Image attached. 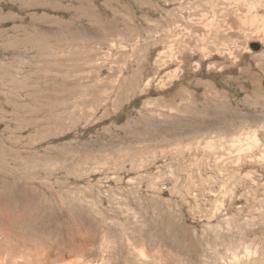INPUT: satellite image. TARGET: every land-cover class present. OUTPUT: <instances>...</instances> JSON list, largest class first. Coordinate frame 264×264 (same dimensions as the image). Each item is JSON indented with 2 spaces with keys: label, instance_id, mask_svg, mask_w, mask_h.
I'll return each mask as SVG.
<instances>
[{
  "label": "rangeland",
  "instance_id": "obj_1",
  "mask_svg": "<svg viewBox=\"0 0 264 264\" xmlns=\"http://www.w3.org/2000/svg\"><path fill=\"white\" fill-rule=\"evenodd\" d=\"M251 14L264 0H0V264L73 247L94 264H264Z\"/></svg>",
  "mask_w": 264,
  "mask_h": 264
},
{
  "label": "bare ground",
  "instance_id": "obj_2",
  "mask_svg": "<svg viewBox=\"0 0 264 264\" xmlns=\"http://www.w3.org/2000/svg\"><path fill=\"white\" fill-rule=\"evenodd\" d=\"M235 1V0H234ZM238 1V0H236ZM254 7H256L255 3L250 4V9H253ZM241 24H247L250 27L253 26L255 27V33L256 34H264V14L261 16H258L257 14H251L249 17L245 18L244 16H239ZM225 18L221 19H217L216 18H212L209 21H203L202 24L204 25V27L208 30V33L211 34L214 37V42L216 44H226V43H230L231 42V38L226 36V35H219L221 27L225 25L224 23ZM248 44L242 43V47L243 48H247ZM239 51L238 48H235L233 51H230L231 54H236ZM264 56L263 54H260V57ZM256 139L250 138V140L246 143L247 145L249 144H254L256 143ZM234 147H236L238 150H242L244 148L243 145L239 142H234L232 144ZM263 158H264V153H263ZM82 243L83 245H86V240L82 239ZM71 254H74L71 256ZM54 264H94L92 259L88 258L82 248L79 247H73L69 253L67 254V258L66 259H62L60 261H56Z\"/></svg>",
  "mask_w": 264,
  "mask_h": 264
}]
</instances>
